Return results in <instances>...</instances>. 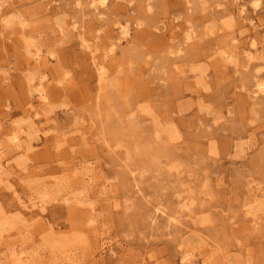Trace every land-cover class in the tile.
I'll return each instance as SVG.
<instances>
[{
	"label": "rangeland",
	"instance_id": "374dc122",
	"mask_svg": "<svg viewBox=\"0 0 264 264\" xmlns=\"http://www.w3.org/2000/svg\"><path fill=\"white\" fill-rule=\"evenodd\" d=\"M257 78L264 0H0V264H264Z\"/></svg>",
	"mask_w": 264,
	"mask_h": 264
},
{
	"label": "bare ground",
	"instance_id": "6f19581e",
	"mask_svg": "<svg viewBox=\"0 0 264 264\" xmlns=\"http://www.w3.org/2000/svg\"><path fill=\"white\" fill-rule=\"evenodd\" d=\"M101 3L103 5H106V1L107 0H100ZM218 5H221V3H218ZM245 10V6L242 5L240 8V11H244ZM119 23V37H118V41L122 40V39H128V37L131 35V30L129 28V26L127 24H122L120 22ZM117 45L116 41H112L109 43V50L105 53V56L108 57L111 53L114 52L115 47ZM252 47H256L255 42L253 41L251 43ZM33 54V58L36 61L37 64L43 63L44 61L47 60V56L44 57L43 52L41 49L39 48H35ZM225 59L228 62H234V55L232 53H228L225 57ZM96 67L97 70L99 72L100 78L104 79L105 78V65L104 62H97L96 63ZM44 79V77H42V80ZM264 93V79L263 78H257L255 81V90L252 92V97L253 98H257L260 94ZM36 94L37 97L39 99V101L41 103H43L44 105L49 103L50 100V95H49V91L47 89H45V86H43L42 82L40 81L39 83H37L36 85ZM37 115V113H36ZM9 139L10 141L15 144L17 147H22V134L21 131H15L13 130L12 133L9 135ZM2 154H1V149H0V179H1V175L3 173V165H2ZM19 204L20 207L24 210V211H30L32 213H34V211L36 210H40V211H44L45 208L42 206V204H40L39 202H27L24 199H19ZM9 223L5 220H3L0 223V232L6 228H8ZM186 257V255H185ZM190 257V253L189 255H187L185 260H188ZM189 261V260H188Z\"/></svg>",
	"mask_w": 264,
	"mask_h": 264
}]
</instances>
